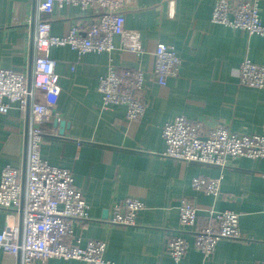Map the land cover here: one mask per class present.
<instances>
[{"label": "crops", "instance_id": "1", "mask_svg": "<svg viewBox=\"0 0 264 264\" xmlns=\"http://www.w3.org/2000/svg\"><path fill=\"white\" fill-rule=\"evenodd\" d=\"M43 1L0 0V69L32 79L38 18L49 19L57 37L98 20L95 10L72 4L55 5L45 16L39 11ZM258 1L264 24V0ZM216 2L175 0L172 18L168 0H129L122 11L125 29L138 35L142 54L122 50L134 40L120 36L111 53L79 56L69 46L51 49L61 89L55 113L66 126L61 133L55 119L44 125L41 156L73 172L90 207V220L74 223L75 236L83 246L90 240L107 241L106 258L112 264H172L164 244L179 228L182 201L199 209L196 228L184 233L189 249L182 264H264V159L240 158L230 168H220L163 156V127L179 116L208 128L222 122L233 132L264 136V89L242 86L239 79L244 60L264 65V36L212 23ZM159 42L174 47L182 60L179 75L168 78L165 86L154 75L153 52ZM110 66L144 72L146 109L139 121H127L125 106L104 105L98 85ZM29 129V112L17 105L0 113V180L6 166L18 169L24 180ZM194 178H221L219 199L194 189ZM131 197L144 203L137 226L108 224L115 204ZM211 210L239 214L242 238L221 240L206 259L195 245L194 231L210 221ZM8 213L11 224L22 228L18 211L0 208V234ZM0 264H20V257L0 248ZM31 264L85 263L53 258Z\"/></svg>", "mask_w": 264, "mask_h": 264}, {"label": "built area", "instance_id": "2", "mask_svg": "<svg viewBox=\"0 0 264 264\" xmlns=\"http://www.w3.org/2000/svg\"><path fill=\"white\" fill-rule=\"evenodd\" d=\"M175 0H168L169 16H175ZM79 5L83 10L93 9L98 20L87 29L73 27L64 37L52 35L49 19L38 18L34 37L35 59L29 86L27 74L0 69V113L6 114L12 105L30 115L27 138V164L24 180L20 171L6 166L0 180V208L18 211L22 216V228L11 224L8 213L6 225L0 234V248L6 253L20 257V264L34 260L47 262L53 258L73 259L85 264H112L106 258L108 248L105 240H90L82 245L74 233L75 222H88L89 204L81 189L75 185L73 172L49 164L42 158L40 149L44 143V125L58 119L55 113L60 97V76L51 49L69 46L79 56L87 53H111L115 50L117 36L134 40L122 45V50L142 54L136 43L138 35L125 29L123 7L129 0H44L40 14L49 16L55 5ZM212 23L243 30L249 35L264 36V24L260 19L258 0H217ZM154 75L161 86L170 77L178 76L182 60L175 48L165 43L156 44L154 52ZM240 84L264 89V65L246 59L239 72ZM145 74L139 69L118 71L110 66L99 80L98 91L104 105H122L127 109V121L137 122L145 113L142 98ZM166 151L163 156L183 164L198 163L207 166L230 168L240 158L264 159V136L233 132L222 122L212 128L202 122L188 120L184 116L163 127ZM221 178H194L192 187L219 199ZM144 203L138 198H128L115 204L108 224L120 227H136ZM197 206L182 201L179 207V228L169 235L164 250L171 256L172 264H182L189 242L184 237L188 228H196ZM207 224L194 231L196 247L208 259L217 244L224 239H240V215L232 211L214 213Z\"/></svg>", "mask_w": 264, "mask_h": 264}, {"label": "water", "instance_id": "3", "mask_svg": "<svg viewBox=\"0 0 264 264\" xmlns=\"http://www.w3.org/2000/svg\"><path fill=\"white\" fill-rule=\"evenodd\" d=\"M30 82H31V77H30V75H29V86H30ZM54 124H55V125H59L60 128H61L60 132L63 133L64 128H65V126H66V122H64V121H59L58 119H55Z\"/></svg>", "mask_w": 264, "mask_h": 264}]
</instances>
